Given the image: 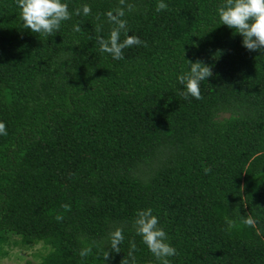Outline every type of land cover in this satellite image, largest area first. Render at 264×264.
Instances as JSON below:
<instances>
[{
  "label": "trees",
  "instance_id": "16d2710c",
  "mask_svg": "<svg viewBox=\"0 0 264 264\" xmlns=\"http://www.w3.org/2000/svg\"><path fill=\"white\" fill-rule=\"evenodd\" d=\"M62 2L72 18L45 37L0 0V244L41 242L36 264H132L134 241L135 264H158L133 227L151 208L177 250L170 264H264V52L219 25L223 0H163L161 12L160 0H127L128 35L147 47L116 60L96 37L119 0ZM84 4L91 14L76 16ZM187 61L211 67L200 100L181 95Z\"/></svg>",
  "mask_w": 264,
  "mask_h": 264
},
{
  "label": "clouds",
  "instance_id": "9594fccd",
  "mask_svg": "<svg viewBox=\"0 0 264 264\" xmlns=\"http://www.w3.org/2000/svg\"><path fill=\"white\" fill-rule=\"evenodd\" d=\"M19 9V16L24 29L30 30L32 33L42 34L45 37L53 36L59 31L62 22L70 20L73 13L69 11L67 3L62 0H15ZM119 7L109 10L104 15L107 17L109 24L113 25L107 38L96 37L99 50L108 53L113 59L120 60L124 58L123 50L132 46L147 47V43L134 35H128L127 20L124 19L126 12H132L135 5L127 3V0H119ZM167 9V5L160 0L156 5V12ZM217 19L219 25H225L229 29H233L234 33L242 37V46L249 51L264 52V0H223L217 9ZM76 16L81 14L87 16L91 14V7L87 4L75 9ZM100 14H97L99 19ZM101 25H98L96 32L101 31ZM74 31L80 32L79 24L73 26ZM123 33L124 39L121 40ZM190 68L189 71L178 75L177 80L183 86L184 91L181 93L184 99L189 97L197 100L202 99L200 93V85L208 77L212 76L211 67L201 61H187ZM0 135H7L6 125L0 122ZM205 174L211 170L204 169ZM61 208L64 212L71 211V205L62 204ZM54 219L62 222L63 213H57ZM225 222L229 228L233 227V221L225 218ZM248 225H252L254 221L251 217L244 219ZM158 218L152 214V209L138 210L136 218L133 221V227L142 242L152 255L158 261V264H170L169 257L178 255L175 247L168 243L166 232L158 227ZM122 228H115L109 234L108 247L112 252H120V245L124 241ZM130 249L128 256L132 258V264H135L133 252L136 250L134 241H129ZM93 245H87L80 249L79 256L86 258L92 254ZM102 257L105 261L111 258L110 252L102 250ZM120 264H129L127 259H122Z\"/></svg>",
  "mask_w": 264,
  "mask_h": 264
},
{
  "label": "rangeland",
  "instance_id": "374dc122",
  "mask_svg": "<svg viewBox=\"0 0 264 264\" xmlns=\"http://www.w3.org/2000/svg\"><path fill=\"white\" fill-rule=\"evenodd\" d=\"M49 250L41 242L21 244L17 236L0 244V264H36Z\"/></svg>",
  "mask_w": 264,
  "mask_h": 264
}]
</instances>
